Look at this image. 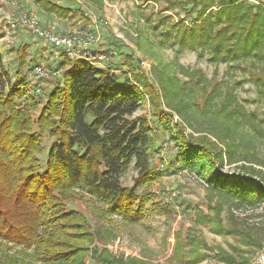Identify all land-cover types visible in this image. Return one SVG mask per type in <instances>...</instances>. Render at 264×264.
<instances>
[{"label":"trees","instance_id":"trees-1","mask_svg":"<svg viewBox=\"0 0 264 264\" xmlns=\"http://www.w3.org/2000/svg\"><path fill=\"white\" fill-rule=\"evenodd\" d=\"M162 1L191 6L195 17L187 25L161 21L164 27L155 34L158 47L177 45L206 56L213 65L239 70L254 87L263 117L247 112L234 86L214 83L206 92L207 81L196 71L190 82L200 98L182 94L186 82L174 70L165 74L160 63L151 65L149 79L142 61L105 42L96 53L109 55L106 69L71 60L54 47L58 65L68 68L39 105V95L26 84L33 68L24 42L15 49L13 80L0 49V264H82L74 259L81 247L72 242L91 241L94 234L84 213L69 208L74 200L89 199L102 218L140 223L152 197L146 187L163 173L150 167L157 137L172 142L176 162L200 175L230 209L264 203V172L252 166L248 146L242 144L243 130L264 140V0ZM33 3L47 16L81 18L82 30L91 22L77 0ZM146 24L156 32L157 25ZM145 97L151 115L133 117ZM175 114L181 120L174 125ZM187 127L196 136L186 134ZM131 164L137 176L131 187H124L120 178ZM224 166L234 172H224ZM214 224L219 233L240 236ZM92 258L98 264H119L97 251Z\"/></svg>","mask_w":264,"mask_h":264},{"label":"rangeland","instance_id":"rangeland-1","mask_svg":"<svg viewBox=\"0 0 264 264\" xmlns=\"http://www.w3.org/2000/svg\"><path fill=\"white\" fill-rule=\"evenodd\" d=\"M77 3L91 17V22L84 30L81 18L61 20L44 15L33 0H0V21L3 28L0 49L4 66L13 80L17 70L15 49L24 42L28 49V60L31 59L28 67L31 69L40 66L44 72L41 77L34 76L32 71L26 75L28 88L40 90L37 97L39 105L47 93L58 85L62 71L67 68H61L57 64L58 60H50V52L56 51L54 47L30 36L20 30L18 24H14L18 17H15L16 14L33 16L47 31L61 35H69L78 30L89 31L97 39L91 46V49H95L94 53L103 50L99 49L102 42L115 46L120 53L133 55L142 61L141 69L149 79L151 65L160 63V66H164L165 74L174 70L178 79L186 82L182 87V94L190 95L193 92L200 98L198 91L192 86L194 83L190 82V78L197 76L192 74L199 71L201 78L207 81L203 85L206 92L210 91L214 83L234 86L236 98L247 112H256L263 117V106L256 100L254 87L239 70L225 65H213L206 56L199 58L196 52L180 50L177 45L173 48L158 47L155 34L164 27L160 22L164 20L166 24H170L182 20L187 25L195 17V10L191 6L184 7L182 4L162 0H77ZM47 17L56 21L57 30L48 26ZM146 20L158 26L155 33L147 27ZM105 56L108 59L109 55ZM107 59L94 67L106 69L111 63ZM236 83H240V86H236ZM199 98L196 101L202 104ZM191 105L194 108V104ZM151 113L148 98L145 97L133 117L150 116ZM180 120L175 114L172 124L175 125ZM185 132L196 136L188 127ZM242 133V144L248 146V158L254 163L251 165L264 172V140H255L247 130ZM160 135H164L163 132ZM150 156L153 171L163 170V173L146 187L152 197L145 206V217L140 223L132 225L116 216L102 218L100 211L93 209L89 199L74 200L69 205L70 209L84 213L94 234L91 241L72 242L81 247V253L74 258L77 263L98 264L92 258V253L97 251L119 264H227L223 258L232 259L236 264H264V260H260L261 255L264 256V203L258 207L238 209L233 206L230 209L209 190L200 175L182 168L176 162L172 142H163L157 137L155 150ZM233 169L224 166L223 171L232 173ZM136 176L137 172L131 164L121 176V184L131 187ZM216 221L224 229L236 231L240 236L219 233L214 224Z\"/></svg>","mask_w":264,"mask_h":264},{"label":"built area","instance_id":"built-area-1","mask_svg":"<svg viewBox=\"0 0 264 264\" xmlns=\"http://www.w3.org/2000/svg\"><path fill=\"white\" fill-rule=\"evenodd\" d=\"M15 22L20 27H23L30 36L42 40L46 45L60 49L71 60L100 63L107 59L104 54L92 52L91 46L97 39L88 31L73 32L71 35L55 34L42 29L39 26V21L35 17L28 15H19L15 18ZM32 72L36 77L44 75L42 68L39 66L33 67ZM34 92L35 94H39L40 90L37 88ZM260 260L263 261L264 256L261 255Z\"/></svg>","mask_w":264,"mask_h":264},{"label":"crops","instance_id":"crops-1","mask_svg":"<svg viewBox=\"0 0 264 264\" xmlns=\"http://www.w3.org/2000/svg\"><path fill=\"white\" fill-rule=\"evenodd\" d=\"M50 18H51V17H47V19H48V21H49V22H48V23H49L48 26L50 25V27H52V28H54V29L57 30V27L55 26V24H56L55 22H56V21H54V20L51 21ZM78 31H79V30H78ZM76 32H77V31H76ZM92 50H95V49L92 48ZM49 52H50V51H49ZM50 54H52V55L50 56V60H51V61H56V60L58 59V56H59V55H58L57 51H55V52H50ZM59 59H60V58H59ZM57 64H58V63H57ZM64 68H68V66H64ZM50 84H51V83H50Z\"/></svg>","mask_w":264,"mask_h":264}]
</instances>
